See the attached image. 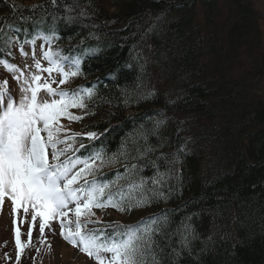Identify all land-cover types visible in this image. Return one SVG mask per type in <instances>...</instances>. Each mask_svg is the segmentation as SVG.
I'll return each instance as SVG.
<instances>
[{"label": "trees", "instance_id": "1", "mask_svg": "<svg viewBox=\"0 0 264 264\" xmlns=\"http://www.w3.org/2000/svg\"><path fill=\"white\" fill-rule=\"evenodd\" d=\"M27 43L78 73L66 93L85 106L61 135L72 149L61 160L95 162L87 179L112 185L106 196L125 190L126 210L112 207L120 219L110 221L128 228L102 236L148 229L146 264H264V41L253 0H0V61ZM12 259L0 250V264Z\"/></svg>", "mask_w": 264, "mask_h": 264}, {"label": "snow or ice", "instance_id": "2", "mask_svg": "<svg viewBox=\"0 0 264 264\" xmlns=\"http://www.w3.org/2000/svg\"><path fill=\"white\" fill-rule=\"evenodd\" d=\"M7 42L12 43V40L9 39ZM45 59L55 65L56 71L63 73L64 79L59 81L60 84L66 83L70 75L78 74L75 71L71 73L64 71L51 59L50 53H45ZM0 63H4L9 70H14V66L9 65L7 61ZM36 68H41L39 61L36 62ZM43 71L51 73L53 68L49 67ZM41 80L40 75H33L31 83L28 79L24 80L21 89L24 95L21 96L19 103L8 95V82L3 81L0 84V88L3 89L0 91V104H3L0 110V207L5 198L11 200L14 211L23 208L27 213L30 206L34 212L33 222L38 216L43 221L40 225V231L43 232L50 220L68 217L73 211L69 207L71 204L74 206L75 220H68L65 224L61 219V234L65 240L93 258L97 264H146L143 257L152 242L150 236L145 240V236L149 233L148 229H144L143 233L128 229L124 234L126 239L119 240L114 237L104 238L97 231L83 230L86 224L81 222V217L94 216L93 208L104 209L111 206L125 211L123 196L125 190L118 188L115 193L109 191L106 196V190L112 185L97 184L87 179L94 174L95 162L72 160L70 157L61 161V157H67L72 149L67 139H61L65 129L60 120L64 117L69 120L82 119L71 115L68 110L73 107L83 108L84 97L75 93L69 96L63 91L57 92L51 83L41 84ZM42 88L52 96L60 98L38 99ZM95 135L89 133L91 138H95ZM60 144L66 147L59 149ZM50 153L52 162L49 160ZM96 159H100L101 163L104 162L99 155ZM78 163H83L84 167L76 170ZM135 169L136 165L132 164L128 171L133 173ZM142 188V179L138 183L133 181L128 185L129 191ZM117 196L119 200L116 199ZM144 202L142 199L135 201L128 199L126 206H139ZM88 222L99 223V221ZM73 224L75 230L72 228ZM17 246L23 247L20 243L19 231H17Z\"/></svg>", "mask_w": 264, "mask_h": 264}, {"label": "rangeland", "instance_id": "3", "mask_svg": "<svg viewBox=\"0 0 264 264\" xmlns=\"http://www.w3.org/2000/svg\"><path fill=\"white\" fill-rule=\"evenodd\" d=\"M18 1L29 4L38 2L39 0ZM253 2L259 20V29L264 41V0H253ZM41 52L42 49L39 47L37 53L40 55ZM30 55L31 57H29ZM13 59L14 70H7L5 67L0 66V84H2L3 81L8 82V91L14 95L13 99L17 103H19L21 96L24 95L21 91L24 86V80L28 79L31 83V77L33 75H40L42 77L40 81L41 84L45 82L51 83V86L55 89L62 85L57 82L59 73L56 71H52L51 73L43 71V69H47L48 67L43 63L41 58L38 56L34 57L31 52L28 51L27 56L22 57L14 51ZM37 61H39L41 65L40 69L36 68ZM17 77H19V79H17ZM59 98V96H52L44 88H42L38 94V99L40 100ZM6 102L7 100L5 103ZM0 106V109H2L3 104H0ZM69 113L73 116L80 115L76 107L71 108ZM72 121L76 120H69L66 117L60 120V123L65 129L62 134L68 135V133H72ZM73 211L69 213L68 217H57L56 219L50 220L44 227V231L41 232L40 225L43 221L38 216L35 222H33L32 216L34 212L30 206L27 213L24 212L23 208L14 211L11 200L5 198L2 207H0V250L4 253L5 257L9 258L14 255L16 261L12 259L10 261L11 264H97L93 258H90L85 253L81 252L78 247L73 246L65 240L61 234V219H63L65 224H67L68 220L74 221L75 215ZM92 211L95 213L94 216L81 217V222L86 224L83 229L85 232L99 226L97 223H90L88 221H99L100 223L103 220H111L119 217L112 213L111 209L107 207L101 210L93 208ZM72 228L75 230L74 224ZM17 231H19V239L23 246L22 248L17 246ZM29 232H31V236H29ZM105 255L110 256V254ZM19 258L21 259L19 263H17Z\"/></svg>", "mask_w": 264, "mask_h": 264}, {"label": "bare ground", "instance_id": "4", "mask_svg": "<svg viewBox=\"0 0 264 264\" xmlns=\"http://www.w3.org/2000/svg\"><path fill=\"white\" fill-rule=\"evenodd\" d=\"M255 11H256V9H255ZM258 24H259V20H258ZM88 157H93V154L92 153H88ZM104 238H105V236H104Z\"/></svg>", "mask_w": 264, "mask_h": 264}]
</instances>
